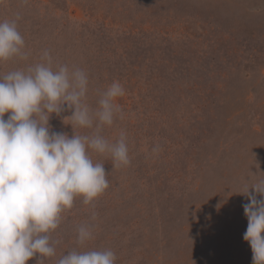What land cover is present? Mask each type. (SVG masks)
Returning a JSON list of instances; mask_svg holds the SVG:
<instances>
[{"label": "rangeland", "instance_id": "374dc122", "mask_svg": "<svg viewBox=\"0 0 264 264\" xmlns=\"http://www.w3.org/2000/svg\"><path fill=\"white\" fill-rule=\"evenodd\" d=\"M4 20L27 58L0 61V75L48 50L54 66L87 73L93 110L113 82L125 89L123 119L101 135L115 143L123 130L130 164L92 153L109 187L62 213L44 264L74 249H111L116 264H252L241 193L264 179V0H0ZM69 115L53 114L52 130L73 135ZM83 224L93 238L82 247Z\"/></svg>", "mask_w": 264, "mask_h": 264}, {"label": "clouds", "instance_id": "9594fccd", "mask_svg": "<svg viewBox=\"0 0 264 264\" xmlns=\"http://www.w3.org/2000/svg\"><path fill=\"white\" fill-rule=\"evenodd\" d=\"M27 2V0H25ZM16 19H19L17 15ZM25 40L16 20L0 22V61L27 58ZM42 62L27 70L0 75V264H27L40 255L37 264L56 255L51 234L59 227L62 213L73 207L77 197L91 204L109 187L104 164L94 162L92 153L109 155L114 168L130 164L126 133L112 143L101 135L105 125L123 119L117 98L125 95L119 82L100 93L93 110L85 101L89 78L80 68L55 65L44 50ZM65 111L63 122L74 134L52 130L50 119ZM8 114L7 119L5 115ZM92 129L77 134L76 128ZM159 151V146L153 152ZM250 185V186H249ZM264 179L249 180L243 205L248 220L244 240L252 249V264H264ZM95 219V213L92 215ZM80 246L93 238V226L77 229ZM57 264H116L111 249L72 250Z\"/></svg>", "mask_w": 264, "mask_h": 264}]
</instances>
